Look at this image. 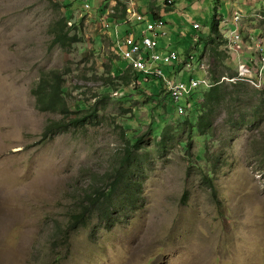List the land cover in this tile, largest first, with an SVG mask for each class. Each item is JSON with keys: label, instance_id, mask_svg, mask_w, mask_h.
Returning <instances> with one entry per match:
<instances>
[{"label": "rangeland", "instance_id": "rangeland-1", "mask_svg": "<svg viewBox=\"0 0 264 264\" xmlns=\"http://www.w3.org/2000/svg\"><path fill=\"white\" fill-rule=\"evenodd\" d=\"M135 1L140 16L165 22L159 53L191 49L223 80L209 127H195L211 104L209 75L180 100L182 116L157 78L114 76L127 69L115 35L144 23L121 26L106 0H0V264H264V0ZM215 12L220 35L206 37ZM65 16L77 39L67 49L52 45ZM51 69L63 73L69 117H93L42 142L62 116L39 111L31 89ZM205 77L194 68L181 80ZM86 205L90 219L67 232Z\"/></svg>", "mask_w": 264, "mask_h": 264}, {"label": "built area", "instance_id": "built-area-1", "mask_svg": "<svg viewBox=\"0 0 264 264\" xmlns=\"http://www.w3.org/2000/svg\"><path fill=\"white\" fill-rule=\"evenodd\" d=\"M123 1L122 5L110 7L107 10V16L115 15L120 19L119 22L121 26H127L134 23H144L145 31L139 34L134 33L133 30L123 38L117 37L114 38V52L121 60L127 62V67L131 71L138 73L144 78H157L164 84V88L169 96L171 102L175 105V112L180 116L185 112V105H180V100L186 95L190 94L192 90L199 86H207V70L202 61H196L195 57H187V59H181L179 54L175 51H168L163 54L157 51L158 43L157 38L165 37L166 32L165 22L161 17H157L155 20L151 21V18H144L138 14L136 8L135 0H121ZM171 0H166L165 5H172ZM90 6L85 3L84 10H89ZM239 15V14H238ZM240 20H241V15ZM238 16L235 15L233 21H238ZM101 23H104L103 19H99ZM234 26V25H233ZM106 28H109V24L105 25ZM192 29L195 31L199 30V26L196 24L192 25ZM237 27L234 26L233 35L237 39L236 34ZM116 30V26L114 27ZM196 40H194L195 42ZM257 52L259 54L258 65L264 69V51L260 45L256 46ZM179 62L177 69H173L174 72L168 71L167 74L163 73V67H167L172 63ZM202 62V63H201ZM200 70L204 72L205 78L202 80L190 79L189 82L181 80L185 72H191L192 70ZM249 66L247 64L240 65L239 75H245L248 73ZM224 79V78H223ZM135 83H133L134 85ZM116 94V93H115Z\"/></svg>", "mask_w": 264, "mask_h": 264}, {"label": "trees", "instance_id": "trees-1", "mask_svg": "<svg viewBox=\"0 0 264 264\" xmlns=\"http://www.w3.org/2000/svg\"><path fill=\"white\" fill-rule=\"evenodd\" d=\"M118 5L120 4L117 3ZM85 5V4H84ZM167 5V4H166ZM70 5H67L66 8L67 10H69ZM84 8V6H83ZM66 10V12H67ZM111 18L113 19H120L118 16L113 15H109ZM217 15L216 12L213 15L212 21H211V25L209 28V32H208V36H210V34L212 35H220L217 30L218 25H220V23H217ZM69 18V16H65V18L63 19V21L57 23V29L53 31V41H52V45H58L63 49H67L68 47H70L72 44L77 42V39L74 36H68V34L64 31L65 27H66V22L65 19L67 20ZM155 19L157 18L156 16L154 17ZM197 43V41H196ZM194 50V49H193ZM191 51L187 50L186 51V57H184V59L187 57H195V55L189 54ZM195 51V50H194ZM197 51V50H196ZM201 53V51H200ZM202 55V54H201ZM199 58V57H198ZM179 62L177 63H172L171 65L167 66V67H171L173 69H177L179 64ZM166 67V68H167ZM169 71V70H168ZM131 71L130 68L127 67V69L125 71H121L118 68H116L114 70L115 73V77L123 79L124 81L127 82L130 81V77L138 80L137 78H139L138 73L133 72L134 76L131 75ZM210 72V70L208 69L207 75H209V79L213 82L211 84H213L211 87H209L207 93L203 94V98L206 99L208 101L207 104H210V106L208 107V111L206 114L204 115H200L197 117L196 119V132L200 133L201 135L204 134V132H202L206 127H209V114L211 112V110L213 109V107L222 99V88L224 87V83L223 80H220L219 75H214L212 76ZM127 74V75H126ZM147 81L149 78H144ZM145 80V81H146ZM63 73H61L58 70L55 69H51L48 71H42L38 82L32 87L31 89V94L35 99V105L37 107V109L41 112H51V113H57L59 115L62 116V118L58 119V120H49L47 121L46 125L43 128V131L41 133V141H47L51 138L52 135H54L55 133L59 132V131H63L68 129L70 126H79L81 124H85L88 122L89 118H92L93 115H79L76 116L74 118H70L69 114V108L67 106V103L65 101V98L63 96ZM239 82V81H237ZM133 83H135L133 86L135 87L137 84L139 85L138 82L133 81ZM241 84V83H239ZM162 91H166L165 88L161 89L158 92V96L162 93ZM199 106L201 108L200 102L198 104V107L196 108V112L199 111ZM189 109V102L186 101L185 103V111L186 109ZM84 111V110H83ZM190 111V110H189ZM82 112V111H81ZM182 116V115H180ZM137 144L135 143L134 148H137ZM116 189V187L114 186L109 192V194L107 196H103L104 202H106V198H109V195H111L114 190ZM135 194L134 190H132L131 188L128 190L127 192V198L131 199L132 196ZM89 204V203H88ZM88 205H86L83 209H77L75 210L73 213H71L69 215L70 220H69V224L67 226V228L69 229L67 232H73L75 230H77L78 228H81L82 226H84L87 221L90 219L89 215L90 213H87L86 210L88 209ZM78 211V212H77Z\"/></svg>", "mask_w": 264, "mask_h": 264}, {"label": "crops", "instance_id": "crops-1", "mask_svg": "<svg viewBox=\"0 0 264 264\" xmlns=\"http://www.w3.org/2000/svg\"><path fill=\"white\" fill-rule=\"evenodd\" d=\"M158 1H160V0H157V2ZM163 1V0H162ZM172 1H174V0H172ZM120 2V4L118 5V4H116V3H119ZM136 2V1H135ZM100 3L101 4H103V0H100ZM122 3H123V1L121 2V0H106V3L104 4V5H107V7H113L114 6V4H116L115 6H120V5H122ZM235 3V1H231V0H229V3L227 4V5H235L234 4ZM238 5V4H237ZM164 6H166L165 4H164ZM136 8H137V10L139 11V9H138V7H137V5H136ZM264 8V7H263ZM154 10V9H153ZM233 10H232V6L231 7H229L228 8V13H229V16H230V14L232 15L233 14ZM153 14V13H152ZM154 15V14H153ZM217 15V14H216ZM155 16V15H154ZM157 17H160V16H158V15H156ZM220 18H223V17H218L217 16V20H219ZM117 21V23L118 24H120L121 25V23L119 22V20H116ZM131 25V24H130ZM128 26V25H127ZM195 39H193V41H194Z\"/></svg>", "mask_w": 264, "mask_h": 264}]
</instances>
